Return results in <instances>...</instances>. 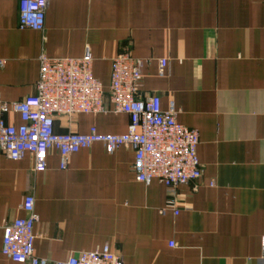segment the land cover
Masks as SVG:
<instances>
[{"label": "crops", "instance_id": "crops-1", "mask_svg": "<svg viewBox=\"0 0 264 264\" xmlns=\"http://www.w3.org/2000/svg\"><path fill=\"white\" fill-rule=\"evenodd\" d=\"M18 25L19 0H0L4 102L36 93L43 52L89 51L108 91L112 60L128 47L146 61L142 93L159 95L165 111L174 103L177 121L198 132L202 179L180 187L176 215L162 212L169 199L162 184L135 181L129 148L108 154L95 144L71 156L66 170L53 153L45 172L29 156L0 154V227L24 216L32 194L41 259L108 246L125 264H264V1L55 0L43 33ZM5 118L21 124L16 113ZM129 124L125 114H82L70 125L60 119L56 130L121 135ZM1 249L0 230V264H18Z\"/></svg>", "mask_w": 264, "mask_h": 264}, {"label": "built area", "instance_id": "built-area-1", "mask_svg": "<svg viewBox=\"0 0 264 264\" xmlns=\"http://www.w3.org/2000/svg\"><path fill=\"white\" fill-rule=\"evenodd\" d=\"M55 0H19V29L43 33L46 12ZM264 1V0H260ZM39 78L36 93L20 101L6 103L0 87V154L13 161L32 158L36 172L47 170L48 157L56 153L60 169L66 170L71 156L95 144L108 154L121 148L134 153L132 171L135 181L150 186L162 184L168 202L162 210L179 213L181 186L202 179V167L197 149L200 137L196 130L177 121L179 110L174 103L162 109L159 95L142 93L143 69L146 61L134 58L125 47L111 63L108 91L94 76V59L89 51L81 58H50L44 52L39 57ZM6 61L0 58V74ZM166 61L160 60L159 72L164 74ZM112 105L109 109L107 100ZM19 115L21 124L15 126L5 115ZM125 114L129 116L128 131L121 135L101 134L91 127L86 134L73 130L58 132L57 122L72 120L82 114ZM214 186V181H210ZM20 211L24 216L0 227L3 256L18 264H125L122 256L108 246L94 251L71 254L62 261L51 262L35 253V226L39 218L35 212V198L24 197ZM175 247V243H170ZM264 249V244H263Z\"/></svg>", "mask_w": 264, "mask_h": 264}]
</instances>
